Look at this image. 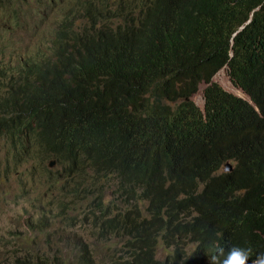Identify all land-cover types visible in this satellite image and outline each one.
<instances>
[{"label":"trees","instance_id":"1","mask_svg":"<svg viewBox=\"0 0 264 264\" xmlns=\"http://www.w3.org/2000/svg\"><path fill=\"white\" fill-rule=\"evenodd\" d=\"M115 3L42 34L51 59L0 50V178L20 165L47 176L62 226L26 211L0 264H207L232 247L251 264L264 255V0ZM2 12L22 29L15 0ZM225 66L249 101L210 80ZM76 222L108 253L96 259Z\"/></svg>","mask_w":264,"mask_h":264},{"label":"rangeland","instance_id":"2","mask_svg":"<svg viewBox=\"0 0 264 264\" xmlns=\"http://www.w3.org/2000/svg\"><path fill=\"white\" fill-rule=\"evenodd\" d=\"M27 2V0H25ZM26 9H29V6H23ZM59 16V12L56 8H51L45 11L43 17L48 21H52ZM44 29L39 30V34L42 35L44 33ZM0 32L7 38L9 41L17 40V29L9 20L8 16L4 13H0ZM1 40V38H0ZM34 52H29L24 49H18V45L15 49V52L12 56V61H23L27 57H30L29 54ZM2 58L0 57V61ZM2 66V64H0ZM214 81L226 90L229 93H232L236 96L241 97L242 99H247V95L237 87H235L228 76L225 73V70L221 71L215 78ZM205 86H200L198 92L193 96V101L195 104L202 108L203 107V98L202 92ZM1 144V142H0ZM47 169H52L48 167V163L46 165ZM17 176L20 180L26 182V188L31 193V199H29L28 204L25 203H17L14 198V189L15 183L12 181L14 178H10L11 174L8 173L9 180L4 182V178H0V244L1 237L7 236L9 232H23L24 231V220L26 218V211L33 210V207H37L34 217L39 215H44L48 217L53 223V229L59 230L61 226L60 222V210L58 208L52 207L51 203H53L54 195L57 192L56 187L49 191L46 187V184H49V179L45 175H37L36 178H33L31 172L29 171L26 165H20L17 167ZM17 181V180H16ZM62 182V181H61ZM10 183V184H9ZM57 184V183H56ZM60 185V183L58 184ZM1 192L9 193L6 197L8 201L1 200ZM11 197V198H10ZM14 202V203H13ZM16 206H14V205ZM30 206V209L28 208ZM79 208L80 205H78ZM18 211L19 214H15ZM63 214H68L69 216H74L75 214L69 212L67 209H63ZM63 216L61 219H63ZM78 228V232L82 235L84 241H86L89 245H91L93 249V253L96 259L100 258L102 255L108 253V251L102 247V245L97 242L94 236L88 235L87 229L85 226L80 225L78 222L75 223ZM80 226V227H79ZM82 228V231L80 230ZM76 229V228H75ZM77 230V229H76ZM57 242V241H56ZM41 246L47 247L46 244H42ZM53 250L55 248H62L63 244L58 243V245L51 244L50 245ZM7 249L10 250V246H7ZM160 251L157 252V256L160 255ZM117 254L116 256H118ZM118 261L122 260V257L117 259Z\"/></svg>","mask_w":264,"mask_h":264},{"label":"clouds","instance_id":"3","mask_svg":"<svg viewBox=\"0 0 264 264\" xmlns=\"http://www.w3.org/2000/svg\"><path fill=\"white\" fill-rule=\"evenodd\" d=\"M96 1L97 0H27V2H25V0H15V6L17 11L24 12L23 15L25 17L22 23L25 24L23 25L21 30H19L17 26L13 24L17 29V40L15 41L7 40V38L0 32L2 36L0 40V50L6 48L12 50L14 54L15 49L18 45V49L21 48L29 52H34L32 54H29L30 56L39 55L40 57H44L45 59L47 56L48 59H51L53 53V43L51 44V41L46 42L42 38V35L38 33L39 30L44 29L45 30L44 33H55L57 31L74 27L73 29L75 32L79 31V29L85 25V23L83 22L84 18L103 17L109 13L113 5V0H107L108 4L105 7L96 4ZM115 1H116L115 4H117L118 0ZM23 6H29L30 8L26 9ZM51 8H56L59 12V16L54 20L48 22L43 17V15L45 14V11ZM114 9H115V5L112 7L113 11ZM2 13L8 16L7 13L5 12ZM8 18L10 20L9 16ZM248 22L249 21H247V23ZM115 23H118V21L117 22L115 21ZM241 29L242 27L238 29V31H240ZM237 32H235L232 35V39L237 34ZM67 36L72 37V35H67ZM12 56L10 57L11 61H12L11 59ZM13 62L16 63L15 61ZM223 70H225L226 75H228L227 68L225 66L221 70H219L216 74H214L210 80L212 82H215L214 78ZM202 85L205 87L207 86L205 82H200L198 90ZM203 105H204V98H203ZM201 109H203V107ZM50 162L48 163V167ZM55 165L56 163H54L52 167H54ZM10 174H11L10 178L12 177L14 178L12 180L13 182L17 180L18 182H21L26 185V182H24L23 180L20 181L17 175H15L14 173H10ZM110 192H111V188H107L106 193L109 194ZM8 195L9 193L4 192L1 200L8 201L6 199ZM15 214H19L18 211H16ZM219 254L220 253L215 252L213 256L208 257L206 263L207 264H248L249 254H248V250L246 249L240 247H232L228 250L226 257L223 260L219 259ZM195 264H200V263H195ZM251 264H264V255L258 256L257 260H255Z\"/></svg>","mask_w":264,"mask_h":264},{"label":"water","instance_id":"4","mask_svg":"<svg viewBox=\"0 0 264 264\" xmlns=\"http://www.w3.org/2000/svg\"><path fill=\"white\" fill-rule=\"evenodd\" d=\"M247 100L249 101L248 98H247ZM54 163H55L54 161H51L50 164H49V167H52L54 165ZM224 167H225L226 170H231V165L229 163H226Z\"/></svg>","mask_w":264,"mask_h":264},{"label":"bare ground","instance_id":"5","mask_svg":"<svg viewBox=\"0 0 264 264\" xmlns=\"http://www.w3.org/2000/svg\"><path fill=\"white\" fill-rule=\"evenodd\" d=\"M231 165V164H230ZM227 172V171H226Z\"/></svg>","mask_w":264,"mask_h":264}]
</instances>
